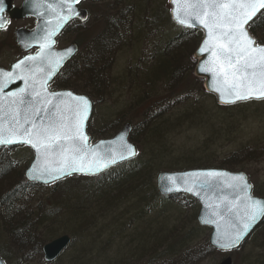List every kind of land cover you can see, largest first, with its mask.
<instances>
[{
  "label": "water",
  "instance_id": "obj_1",
  "mask_svg": "<svg viewBox=\"0 0 264 264\" xmlns=\"http://www.w3.org/2000/svg\"><path fill=\"white\" fill-rule=\"evenodd\" d=\"M81 0H23L19 9L0 0V29L10 20L33 18L34 29L14 32L22 53L36 48L9 70L0 68V148L27 146L33 160L25 171L30 183L49 185L71 175L97 176L135 155L128 141L130 125L111 139L89 145L86 125L89 98L69 91L50 92L48 85L76 54L72 45L55 50V38L73 20H86ZM174 23L201 30L194 73L205 78L207 92L219 105L264 100V46H255L247 25L264 9V0H170ZM162 195L186 194L200 204L197 221L211 228L209 243L218 251L238 248L264 217V197L251 195L242 172L190 170L160 173ZM70 243L59 237L42 248L53 262ZM0 264H3L0 260ZM219 264H232L231 258Z\"/></svg>",
  "mask_w": 264,
  "mask_h": 264
},
{
  "label": "rangeland",
  "instance_id": "obj_2",
  "mask_svg": "<svg viewBox=\"0 0 264 264\" xmlns=\"http://www.w3.org/2000/svg\"><path fill=\"white\" fill-rule=\"evenodd\" d=\"M139 1L144 2V0H131L130 4L132 5ZM19 4L20 0H15L14 5L18 6ZM92 4H94L93 7L96 11L95 15L90 14L85 24H72L58 41V47H65L70 43L77 44V42L80 43V46L78 45V54L73 60V65L65 70L60 78H57L54 88L55 90L69 89L76 94L85 95L91 99L93 103V111L90 118L91 130L95 132V130L100 129V131L105 133L113 131L112 134L114 135L120 130L122 124L134 118L137 110L142 108L137 104V99L141 94L143 96L142 100L147 101L154 98L151 100L150 107L156 106L157 102L165 101V104L168 102L166 105L173 109H171V120L163 126V134L160 133L156 140L152 139L150 148L145 149V147H142L137 142L136 137H134V145L139 149L136 154V157L139 156L137 161L147 159V155H150L149 153H154V157L156 156L154 160L158 162L163 160L178 162L177 159L179 161L185 158L189 159L194 155H199L198 153H194V151L200 149L202 146L204 147L202 143L205 140H209L210 137H213L214 140L209 142V147L205 146L201 149L203 154H205L199 158H209V160L216 163L223 161L224 158L231 156L233 153L242 151L244 148L252 151V148L257 144L258 148H264V103H261V101H254V104H250L244 107V109L234 108L233 110L225 111L218 110L216 99L211 94H207L206 98H200L198 104L194 105L191 104L193 102H190V105L196 108H189L186 105L189 103H185L184 107H180L181 102L184 103L188 94L179 95V98L171 96L180 90L189 91V100H193L195 95L199 96L197 90L202 87V81L194 76L195 60H193V56H189V53L194 49V39L185 45L188 55L182 62L183 72L181 76L176 80L173 79L170 84H167V82L163 83L162 81V83H157L153 90L144 89L141 93H138L134 91V86L130 85L129 80H127L128 72L125 71L129 67H131L130 74L138 73L139 70L141 71L139 73L141 75L142 71L145 72L150 67H147V63L140 62L154 59L152 54L153 43L151 38L148 37L150 34L148 32L144 34L145 36L139 35L140 47L137 53L127 52V54H124L122 53L124 49L110 51V57H113V59L110 62L109 70H106L107 74H109V79L112 80V83L108 82L110 89L108 93L110 96L92 91L90 85L86 84L84 79L82 80L83 74L77 77L78 72L80 73V70L86 69L94 57H100L97 54H95L96 56L92 54L90 56L87 55L94 44L91 43L92 39H86L84 35L93 31L96 25L98 27V20L101 14H106L103 12L106 5H108L105 8L107 9V14L112 19L113 13H117L120 8L117 2L110 3V1L106 0H86L83 8ZM147 5L149 6L148 9L150 8V16L157 9L161 12L162 23L160 27L164 34H166L164 39H174L181 37L180 34H182L184 40H186L187 34L181 32L187 33L192 30L178 27L169 20L167 12L169 6L167 3H163L162 0H149ZM109 8L113 11L109 12ZM142 24L144 23L141 21L138 25L140 29L144 27L141 26ZM26 26H29V21L14 22L8 28L0 31V68L7 69L21 57L19 52L13 49L14 46L10 34H12L14 29ZM144 28L146 29V27ZM95 32H98V28ZM257 45L263 46L264 44L259 43ZM127 46L131 47L128 44ZM74 68L77 69L74 71ZM64 85L70 88L62 87ZM156 107L147 110V113L151 117L160 112V108L155 109ZM199 112L204 113V117L201 120L197 116ZM198 115L200 116V114ZM179 118L182 122L179 125L178 123L177 125L174 124V121ZM212 118L211 126L209 120ZM132 120V124L138 122V118ZM219 122L227 123L224 127L225 129H223ZM213 126L215 127L214 134L218 131L223 132L225 135H206L210 127ZM216 139H219V141ZM31 159L32 153L28 148L0 150V199L14 185L23 182L24 170ZM241 168L242 170L237 171L245 172L249 177L250 183L260 195L264 196V153L258 159L249 161ZM141 176L144 177L141 193L128 194L127 196L130 195V199L127 202L131 203L129 201H133L135 205H139L142 211L145 212V216L139 220V224L136 222L135 228H131L135 230L134 232L137 235L146 231L145 236L147 240L145 243H153L156 247L154 246L151 250L141 251L142 253L138 252L137 255L133 253L122 264H219L225 254L210 247L208 242L209 230L198 225L196 217L199 205L187 196L163 201L151 191L153 189V174L149 170V167ZM145 177H147L146 180ZM25 183L24 181L23 186L18 187L23 188L24 193L21 197L17 194L18 197H15L16 201L13 207L18 210L17 219L20 220L19 223L26 224L27 222L28 224L27 228L31 233L25 237L30 240V243L21 245L18 242L17 245L13 244L11 234L8 229L4 228L3 220L0 218V254L6 261V264H75L87 260L93 261L95 254L85 255L82 250L83 247L76 242V244L72 243L73 247L70 245V248L54 262H44L41 251L43 245L63 234L71 237L70 230L65 228V211L63 208L66 206L58 202L60 198L58 197L59 199H57L54 195L52 185L47 187H31ZM66 185H63L62 188ZM255 195L257 196V193ZM1 202L2 200L0 201V208H2L0 217L5 215V211L3 210L4 205ZM55 209H60V211L56 212ZM132 213H135V211L131 212V215ZM103 226L102 221H99L96 229L93 230L94 240L99 245L98 248L106 245L108 242L104 237V233L101 232ZM114 228L112 227L106 233V235L109 234L111 236L109 239L110 245L113 243V236L116 232ZM99 231L100 238L98 239ZM134 232L130 233L128 230L122 235V241H114L112 246L113 254H109L112 261H117L121 258L119 254H116L119 247L117 246L118 243L127 244L125 248L128 250L132 249V247H139L140 243L132 239ZM263 246L264 229L258 231L253 238L247 240L240 249L231 254L233 264H261L264 261ZM129 252L131 251L129 250ZM117 262L120 261L118 260Z\"/></svg>",
  "mask_w": 264,
  "mask_h": 264
},
{
  "label": "trees",
  "instance_id": "obj_3",
  "mask_svg": "<svg viewBox=\"0 0 264 264\" xmlns=\"http://www.w3.org/2000/svg\"><path fill=\"white\" fill-rule=\"evenodd\" d=\"M110 1V3L117 2L118 6H120L119 11L113 13V19L109 18L107 14L108 5H106L103 9V12L106 13L105 15L100 16L99 18V25L95 27L93 31L90 33H85L86 39H92V46L93 48L89 50L87 55H99L100 57H94L88 67L84 70H80L78 72V76L82 74V80H85L86 84L90 85V88L94 92H100L102 95L110 96L108 91L110 89L108 87V82L112 83V80L109 79V74H107L106 70H109L110 62L112 61L113 57H110V51H115L118 49H124L122 53L127 54V52H133V54L137 53L139 49V35L147 34L153 43L152 45V54L153 58L150 61L140 62V63H147V70L142 71L141 75L139 74L141 71L138 70V73L135 72L130 74L131 67L127 69L128 75L127 80H129L130 85L134 86V91L141 93L142 90H153V88L157 85V83L167 82L170 84L172 80H176L179 78L183 72L182 62L187 57L188 51L185 48V45L189 44L192 39H194V49L189 56L192 57L194 50L196 49L197 45L201 40V34L197 31H189L185 33L184 31L181 33L187 34L186 40L182 34L181 37L170 38L168 40L164 39L166 34L162 31L160 24L162 23L161 12L159 9L157 11L152 12V16L150 13V8L148 9V2L149 0H144V2H136L135 4H130L131 0H106ZM163 3H167L168 0H162ZM107 3V2H106ZM147 3V4H145ZM92 5H87L86 8L90 14L95 15L96 11L94 10ZM152 5V2H151ZM109 12L113 11L111 8L108 9ZM168 12V11H167ZM143 27L140 29L138 25L141 23ZM170 22V21H169ZM133 25V26H132ZM137 25V26H136ZM136 26V27H135ZM98 28V32H95ZM248 31L252 35V37L258 42V44H264V11L255 18L249 25ZM137 35V37H135ZM145 36V35H144ZM142 38V37H141ZM78 43V42H77ZM131 47L127 46V44ZM80 46V43H78ZM16 49V48H15ZM129 50V51H128ZM101 58V59H97ZM73 64H69L66 67V70ZM77 68H74V71ZM106 72V73H105ZM124 74L126 75V73ZM80 74V75H79ZM140 75V76H139ZM107 79V80H106ZM81 80V79H80ZM65 88H70L69 86H62ZM199 92V96H194L193 100H189V91H179L177 93L172 94L171 96H176L179 98V95L188 94L187 98L185 99L184 103L181 102L182 107L185 103L189 108H196L190 105L191 104H198L200 98L207 97L201 87L197 90ZM144 93V91H143ZM143 96L140 94V97L137 99L138 106L142 107L136 112V116L132 119H137L138 122L135 124L133 120L130 119L126 123L133 125V130L130 135V141L134 144L135 138L137 142L142 145V147L150 148L152 144V139L156 140L158 135L163 131V126L167 124L168 121L171 120V109L168 105V102L165 104L163 102H157L159 106H152L160 108L153 117L147 113V110L150 107L149 105L152 103L151 100H142ZM135 99V98H134ZM141 99V100H140ZM255 102H247L237 104L235 106H228V107H219L218 110H233L234 108L244 109V107L254 104ZM264 103V101H261ZM177 106V105H176ZM184 107V106H183ZM200 114V116L198 115ZM197 116L201 120L204 117L203 112H199ZM213 118L209 120L210 125L212 126ZM215 121V120H214ZM182 121L179 119L174 121V124L178 125ZM220 123V122H219ZM227 123H220V125L225 129V125ZM161 129V130H160ZM215 127H210L208 130V134L206 135H225L223 132L216 131ZM213 131V133H212ZM88 132L89 136L92 140H97L100 138H107L111 136L113 131L110 132H103L100 129L91 130V124H88ZM214 140L213 137H210L209 140H205L202 145L204 147H209V142ZM219 141V139H216ZM155 142V141H154ZM203 146L200 149H196L194 153H198L199 155H194L192 158H185L184 160L178 162L173 160H163L158 162L156 156L154 157V153H149L147 155V159H141L140 161H133L128 163L129 167L127 169H123V167H118L116 169H112L109 172L105 173L102 176L95 177V178H81V177H72L58 183L57 186L59 187L62 183H66L67 185L60 189L58 193H54L57 199H59L61 205H65L66 207L63 208L65 211V228L69 229L71 232V238L73 244H79L82 246V250L84 251L85 255L95 254L92 260H87L85 262H77L75 264H122L129 256L133 253L137 255V253H142L141 251L144 250H151L155 244L148 243L145 241L147 240L145 236V232L142 234L137 235L135 234L136 222H139L141 219L139 214L135 211V209H131L130 207L134 205L133 201L127 200L130 199V195H134L137 193H141V189H143V175L144 171L148 169L152 172V188L151 191L153 194H157L156 189L153 184L154 174L157 171H180L186 169H193V168H222L226 170H242L241 167H244L246 163L253 159H258L263 153L264 148H258V144L253 147L252 151L247 150L246 148L242 149V151L233 153L231 156L224 158L223 161L216 163L214 161L209 160V158H199L201 155H204L201 151ZM139 151V149L137 148ZM254 157V158H253ZM161 158V156H160ZM252 158V159H251ZM245 159V163H244ZM8 164V163H7ZM164 165V166H162ZM151 166V167H150ZM7 168V167H6ZM143 177V178H142ZM147 177H145V180ZM19 186H23L22 183L14 185L11 190L1 196L0 201L2 200L1 204L4 205L3 210L5 211V215L0 217L2 218V222L4 224V228L8 229L11 237L12 243L17 245L19 242L21 245L24 243H30L25 236L31 233V231L27 228L28 224H20L17 219V212L13 206H15V201L18 196H22L24 191L23 188H18ZM134 191V193H133ZM255 193L259 196L258 191L256 188L254 189ZM132 193V194H130ZM17 194H19L17 196ZM130 194L129 196H127ZM59 197V198H58ZM129 197V198H128ZM10 200V202H9ZM17 203V202H16ZM135 207V206H133ZM2 208H0L1 212ZM56 212L60 211V209H55ZM135 211V213L131 212ZM115 216V217H114ZM102 221L104 224L102 228V233H104V237L107 239V244L98 248L99 245L96 244V240H94L93 230L96 229L97 223ZM139 224V223H138ZM130 225V226H129ZM115 227V234L113 236V243L114 241H122V235L129 230L132 234V239L135 242H139V247H132L129 249L125 248L127 244L122 242L118 243L117 246L118 250L116 254L120 255V262L112 261L109 257V254H113L112 246L113 243L110 245V238L111 236L108 234L106 235L109 230ZM133 227V228H131ZM264 229V219L259 224V226L254 230V232L250 235L248 240L253 238L258 231H262ZM93 236V238H92ZM100 238V231L98 232V239ZM151 242V241H150ZM71 243L72 247L73 244ZM156 247V246H155ZM264 247V246H263ZM70 248V247H69ZM150 248V249H149ZM143 249V250H142ZM130 253V254H129ZM233 252L232 254H234ZM264 264V261L261 262Z\"/></svg>",
  "mask_w": 264,
  "mask_h": 264
},
{
  "label": "bare ground",
  "instance_id": "obj_4",
  "mask_svg": "<svg viewBox=\"0 0 264 264\" xmlns=\"http://www.w3.org/2000/svg\"><path fill=\"white\" fill-rule=\"evenodd\" d=\"M134 206H135V207L132 206V208L135 209V211L139 214V217H140V218H144V216H145V212L142 211V208H140L139 205H135V203H134ZM138 223H139V222H138Z\"/></svg>",
  "mask_w": 264,
  "mask_h": 264
}]
</instances>
